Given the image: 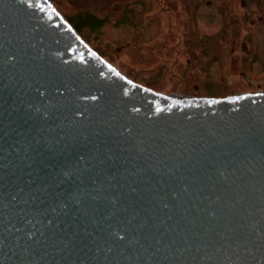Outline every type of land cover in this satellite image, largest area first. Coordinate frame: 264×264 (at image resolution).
Here are the masks:
<instances>
[{"label": "water", "instance_id": "obj_1", "mask_svg": "<svg viewBox=\"0 0 264 264\" xmlns=\"http://www.w3.org/2000/svg\"><path fill=\"white\" fill-rule=\"evenodd\" d=\"M0 264H264V91L162 95L0 0Z\"/></svg>", "mask_w": 264, "mask_h": 264}, {"label": "rangeland", "instance_id": "obj_2", "mask_svg": "<svg viewBox=\"0 0 264 264\" xmlns=\"http://www.w3.org/2000/svg\"><path fill=\"white\" fill-rule=\"evenodd\" d=\"M48 1L90 48L98 53L101 52V54L99 53L101 57L109 61L111 65L131 81L152 91L162 95L177 93L207 99H224L234 95L264 91V0H248V7L246 9H238L239 7H237L238 12L234 14L227 8L222 9L221 14L218 12L217 14H208L206 19L193 18L192 20L190 19L191 22L179 20L178 25L192 38L187 46L199 51L202 42L208 41V45H213L211 47H214V51L218 54V60L210 64L208 71L201 70L198 61L187 67L186 70H183L184 64L182 67L177 66L175 71L190 79V83H188L189 85L191 84L190 87H185L176 79H169L167 76L166 71L169 69V63L166 64L162 58L171 54L161 51L160 58L155 60V52H157L159 46L155 44L157 34H155L156 31L154 32L155 28L153 25L158 27L157 18L152 24L147 20L144 21L145 23L141 22L144 29L139 31L142 32L143 36L136 35L130 46L123 48L126 41L133 38L132 29H129L128 26L106 24L103 26L102 31H99L93 27L89 11L79 10L78 7L70 5L67 0ZM151 3L152 6L146 10L149 13L147 16H153L155 12V2L151 1ZM233 4L238 6V0L233 2ZM209 10H212V8ZM245 15L249 19H253L255 24L259 17H263L262 23L252 27L243 19ZM81 18L87 24L82 25L81 22L83 20ZM137 20L141 19L138 18ZM173 23L172 20L170 22L172 28L175 26V23ZM180 27L179 29L182 30ZM233 29L243 33L253 32V63H249V57L242 62L239 52L234 54L229 52L228 47L231 37L229 33ZM191 31L192 35H190ZM224 31L228 34L225 38ZM207 32L209 38L204 39L203 37L207 35ZM170 36H172V33L163 37L172 39L173 37ZM179 36H181V32H179ZM118 48L123 49L119 52L117 51ZM181 58L182 56L179 57L180 61ZM161 66H163L162 70L160 69ZM202 80L206 81L203 83L204 85H202ZM193 84L199 85V89L196 90L192 86Z\"/></svg>", "mask_w": 264, "mask_h": 264}, {"label": "flooded vegetation", "instance_id": "obj_3", "mask_svg": "<svg viewBox=\"0 0 264 264\" xmlns=\"http://www.w3.org/2000/svg\"><path fill=\"white\" fill-rule=\"evenodd\" d=\"M151 1L155 2L154 5L155 12L153 16H147L149 15V13L146 12V10L152 6ZM247 1L248 0H238V6H236V4H233V2H236V0L235 1L232 0H227V1L226 0H112L104 7L95 5L88 8H79V7L78 8L79 10L90 12L89 17L91 16L90 19L92 21V24L94 25L93 27L99 31H102L103 26L106 24L107 25L122 24L128 26L129 29L131 28L133 32V38L129 41H126L123 48L130 46L131 41L134 38H136V35L143 36L142 32L140 31H143L144 29L142 23H145L144 22L145 20L149 21V23L152 24L155 22V19L157 18L158 27H155L156 25H153L155 28L154 32L156 31L155 34H157L155 37L156 38L155 44L159 46V49L157 48V52H155L156 54L155 60L160 58L161 51H163L164 53L171 54L170 56H164L162 58L166 64L169 63V67L166 65V67L169 68L166 71L167 76L169 77V79L170 78L176 79L177 81H179V83H181V85L185 87H190L191 84L190 85L188 84L190 83L189 82L190 79L183 77L182 75H180L175 71L177 66L182 67V65L184 64L185 66H183L184 67L183 70H186L187 67L198 61L201 70L208 71L210 64L218 60V54H216V52L214 51L213 49L214 47H211L213 45L211 44L208 45V41L202 42L199 51H197V49L187 46L192 38H190L189 34H186L185 30H183L182 27L178 25V22H180L179 20H185L186 22L189 21L191 22L193 18L206 19L208 18V14L209 15L213 13L217 14V12L221 14L222 9H227V8L230 9L234 14L238 12L237 11L238 9H246L248 7ZM237 7L239 8L237 9ZM211 8L212 10H209ZM138 18H140L141 20H137ZM243 19L253 27V25L255 26L260 25L262 23L263 17H259L258 18L259 20L256 22V24L253 21V19H249L247 15L243 16ZM172 20L175 23L174 28H172L170 25V22ZM179 27L182 30H180ZM165 28H167V30H165ZM179 32H181V36H179ZM170 33H172V36H170L173 37L172 39L163 37L164 35L168 36V34ZM192 34L193 33L191 31L190 35ZM224 34H225L224 38L227 37L226 35L228 34H226V31H224ZM208 35L209 34L207 32V35L204 36L203 38L204 39L209 38ZM229 36H231L230 45L228 47L229 52L233 54L235 52H239L240 60L242 62L243 60H246L247 57H249V63L251 62L253 63V32L250 31L249 33L246 32L243 33L239 30L233 29L229 33ZM162 39L164 40L162 41ZM208 46H209V52H208ZM122 49L118 48L117 51L121 52ZM96 53L101 57L100 55L101 52H99L100 54L98 52ZM171 56L174 57L172 58ZM180 56H182L181 61L179 59ZM107 62L109 63V61ZM162 67L163 66H161L160 68L161 70L163 69ZM201 82L202 85H204L203 83H205L206 81L202 80ZM192 86L196 90L199 89V85L197 84H193ZM239 95H243V94H239ZM170 96H175L177 98H182L186 100L207 99L203 97L202 98L196 96L191 97L177 93H173Z\"/></svg>", "mask_w": 264, "mask_h": 264}, {"label": "trees", "instance_id": "obj_4", "mask_svg": "<svg viewBox=\"0 0 264 264\" xmlns=\"http://www.w3.org/2000/svg\"><path fill=\"white\" fill-rule=\"evenodd\" d=\"M90 18H91V16H90ZM81 20H83V19L81 18ZM81 24H82V25H85V24H87V22H85V21L83 20V22H81Z\"/></svg>", "mask_w": 264, "mask_h": 264}]
</instances>
